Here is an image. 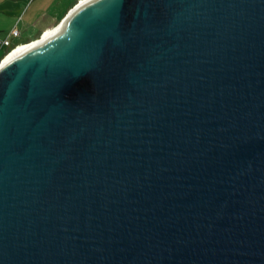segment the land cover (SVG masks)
Listing matches in <instances>:
<instances>
[{"label":"water","instance_id":"95a60500","mask_svg":"<svg viewBox=\"0 0 264 264\" xmlns=\"http://www.w3.org/2000/svg\"><path fill=\"white\" fill-rule=\"evenodd\" d=\"M0 264H264V0H84L1 63Z\"/></svg>","mask_w":264,"mask_h":264},{"label":"rangeland","instance_id":"374dc122","mask_svg":"<svg viewBox=\"0 0 264 264\" xmlns=\"http://www.w3.org/2000/svg\"><path fill=\"white\" fill-rule=\"evenodd\" d=\"M82 0H0V37L13 30L21 36L16 43L38 40L52 32ZM4 51L0 49V58ZM2 61H0V64Z\"/></svg>","mask_w":264,"mask_h":264},{"label":"built area","instance_id":"2783aa9c","mask_svg":"<svg viewBox=\"0 0 264 264\" xmlns=\"http://www.w3.org/2000/svg\"><path fill=\"white\" fill-rule=\"evenodd\" d=\"M21 36L19 30H13L6 38L0 37V49L4 51L2 60L3 61L13 50L23 43H16L15 39Z\"/></svg>","mask_w":264,"mask_h":264},{"label":"bare ground","instance_id":"6f19581e","mask_svg":"<svg viewBox=\"0 0 264 264\" xmlns=\"http://www.w3.org/2000/svg\"><path fill=\"white\" fill-rule=\"evenodd\" d=\"M82 1H84V0H82ZM53 31L52 32H46L44 34V36L38 40H34L32 42H29V43H23V44L19 45L18 47L14 48V50L2 61V63L6 62L12 58H15L19 55H22L23 53H26L27 51H29L30 49L35 47L37 44H39L44 38H47L48 36H50L53 33Z\"/></svg>","mask_w":264,"mask_h":264},{"label":"crops","instance_id":"0c3cea01","mask_svg":"<svg viewBox=\"0 0 264 264\" xmlns=\"http://www.w3.org/2000/svg\"><path fill=\"white\" fill-rule=\"evenodd\" d=\"M2 50V49H1ZM2 57H3V55H2ZM2 57L0 58V61L2 60Z\"/></svg>","mask_w":264,"mask_h":264}]
</instances>
